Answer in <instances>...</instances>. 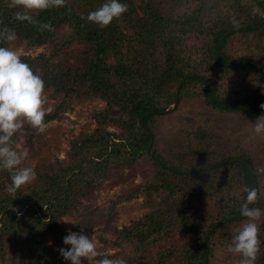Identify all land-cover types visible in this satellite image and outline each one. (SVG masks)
Segmentation results:
<instances>
[{"label":"trees","instance_id":"16d2710c","mask_svg":"<svg viewBox=\"0 0 264 264\" xmlns=\"http://www.w3.org/2000/svg\"><path fill=\"white\" fill-rule=\"evenodd\" d=\"M7 2L0 0V27L15 29L14 42L26 50L50 48L49 54L20 56L40 74L44 96L54 102L45 122L62 121L91 99L107 108L93 115V134L71 142L69 162L56 160L41 174L39 169L29 188L9 195V173L0 171V256L10 253L19 264L52 262L56 253L45 238L63 243L69 230L87 227L91 214L82 200L111 175L124 169L135 175L143 163L150 165L144 182L122 199L144 194L152 212L116 229L114 246L145 253L133 256L140 264H213L214 249L227 250L231 230L244 219L239 207L245 187L257 188L255 206L264 210L260 173L245 153L221 148L206 121L182 129L176 158L169 160L156 149L154 123L187 101L203 100L250 119L262 114L264 0H121L127 11L104 28L86 17L105 0H65L62 8L35 15L51 25L43 31L13 19ZM0 46L11 45L0 40ZM116 108L124 115L120 120L112 118ZM108 124L122 133L108 131ZM14 139L21 142L19 132ZM74 214L75 224L62 221ZM258 236L255 264H264V217ZM147 238L160 251L144 252L140 242ZM115 257L130 263L122 254L109 256Z\"/></svg>","mask_w":264,"mask_h":264},{"label":"rangeland","instance_id":"374dc122","mask_svg":"<svg viewBox=\"0 0 264 264\" xmlns=\"http://www.w3.org/2000/svg\"><path fill=\"white\" fill-rule=\"evenodd\" d=\"M191 43L195 44V42ZM10 47L19 57L24 55L35 57L41 53L49 54L50 52L48 46L26 50L25 45H18L13 42ZM75 47L77 46L74 45L73 48ZM53 103V100L44 96L43 107L46 110V114L51 112ZM174 105L162 114L163 117L157 119L154 123V143L162 156L169 160H175L176 156L174 154L178 151L176 146L183 137L182 129L192 130L198 128V123H201V121H206L209 123L208 125L214 128L221 148H235L248 156L253 166L260 173L261 192L264 193V135L257 136L253 132V124L251 122H255L256 119L247 118L236 112L223 113L206 105L203 100L187 101L180 106L177 104L176 107ZM106 108L107 104L105 101L91 99L76 106L73 110H68L62 121L47 123V128L43 133H36L34 129L24 125L19 131L21 142L16 147L18 150L27 149L29 155L22 163V166L32 167L35 171V177L23 185L22 189L25 190L34 183L39 169H41L39 172L41 174L43 168L44 170L49 168L56 160L68 163V151L71 142L76 137L93 134L97 129V123L94 121L93 115L103 112ZM175 109L176 111H174ZM123 116L122 111L117 108L112 111L114 120H120ZM106 129L116 135L122 133L121 129L112 124H108ZM32 135L35 137L31 141V146H29L27 141ZM138 166L137 174L134 175L129 170L124 169L119 174L111 175L99 189L93 191L91 195L82 200L83 204L90 209L89 214H91V217L89 218L90 223L88 226L77 232H83L89 237L93 236L97 250L108 257L117 254L129 257L130 263L126 264H140L133 256H136V258L139 256L144 257L145 253L135 252L131 248L125 252L124 247L114 246L117 239L115 230L129 227L132 222L142 221L152 212L149 199L145 198L144 194L138 193V196L133 197L130 201H123L122 199V197H126L127 193L132 192L144 182L145 174H148L150 170V165L148 164L139 163ZM217 182L221 184L220 181ZM159 203L164 204L163 201ZM156 208L157 206L153 207V210ZM175 214L173 212L172 215ZM160 220H165V223L168 224V220ZM63 221L66 224H75L77 219L74 214L64 218ZM234 231L235 229L231 230L230 233L233 234ZM44 243L54 250L56 256L50 263L45 261L39 264H70V261L64 260L59 252L60 248H66L63 243H56L50 236L45 238ZM140 246L147 253H154V251H160L161 249L158 248L159 245L156 243H149V238L140 242ZM81 259L82 264H89L85 258ZM95 259H99V257ZM212 259L213 264H235L237 261L236 257L221 247L214 249ZM0 264L19 263L8 253L1 254ZM26 264H35V262L30 260Z\"/></svg>","mask_w":264,"mask_h":264},{"label":"clouds","instance_id":"9594fccd","mask_svg":"<svg viewBox=\"0 0 264 264\" xmlns=\"http://www.w3.org/2000/svg\"><path fill=\"white\" fill-rule=\"evenodd\" d=\"M65 0H8L7 7L14 9L12 16L18 22L38 26V30H51L48 23H39L35 15L50 8H62ZM128 5L121 0H105L94 11L87 14V21L100 28L107 27L113 20L120 18ZM258 10L254 7L252 12ZM84 17H82L83 19ZM235 23V21H233ZM0 40L11 45L17 40L14 28L0 27ZM44 81L40 74L23 62L12 48L0 46V171L9 173L10 183L5 191L14 196L26 183L35 177L32 167L22 166L28 158L27 149L18 150L14 137L28 125L36 133H43L47 128L44 102ZM262 114L253 124V132L257 136L264 135V102L259 105ZM244 197L239 207L244 218L234 231L227 252L237 258L236 264H255L260 251L261 240L258 236L259 222L264 217V210L255 206L258 199L257 188L245 187ZM63 221V220H62ZM67 248L59 252L70 264H82L85 258L89 264H126L122 258H109L99 252L93 236L83 232L70 231L63 237ZM99 257V259H95Z\"/></svg>","mask_w":264,"mask_h":264},{"label":"water","instance_id":"95a60500","mask_svg":"<svg viewBox=\"0 0 264 264\" xmlns=\"http://www.w3.org/2000/svg\"><path fill=\"white\" fill-rule=\"evenodd\" d=\"M175 107L177 106V104L174 105Z\"/></svg>","mask_w":264,"mask_h":264}]
</instances>
